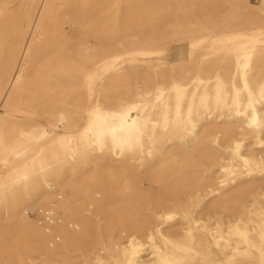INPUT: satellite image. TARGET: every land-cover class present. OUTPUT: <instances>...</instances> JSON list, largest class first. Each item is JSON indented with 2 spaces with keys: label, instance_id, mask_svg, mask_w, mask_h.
<instances>
[{
  "label": "bare ground",
  "instance_id": "6f19581e",
  "mask_svg": "<svg viewBox=\"0 0 264 264\" xmlns=\"http://www.w3.org/2000/svg\"><path fill=\"white\" fill-rule=\"evenodd\" d=\"M0 264H264V0H0Z\"/></svg>",
  "mask_w": 264,
  "mask_h": 264
},
{
  "label": "rangeland",
  "instance_id": "374dc122",
  "mask_svg": "<svg viewBox=\"0 0 264 264\" xmlns=\"http://www.w3.org/2000/svg\"><path fill=\"white\" fill-rule=\"evenodd\" d=\"M253 4L255 5H258V0H250ZM219 8V12L221 15H225L228 10H229V4L228 3H223V4H218ZM187 51V47H186V44H182V43H178V42H175V43H172L171 44V49H170V58L171 59H176V58H179V55L183 52V53H186Z\"/></svg>",
  "mask_w": 264,
  "mask_h": 264
}]
</instances>
